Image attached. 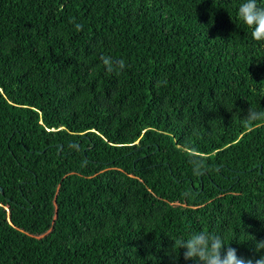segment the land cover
<instances>
[{
    "label": "trees",
    "instance_id": "1",
    "mask_svg": "<svg viewBox=\"0 0 264 264\" xmlns=\"http://www.w3.org/2000/svg\"><path fill=\"white\" fill-rule=\"evenodd\" d=\"M241 2L0 0V264H195L174 241L199 231L256 257L264 124L240 119L264 41Z\"/></svg>",
    "mask_w": 264,
    "mask_h": 264
},
{
    "label": "clouds",
    "instance_id": "2",
    "mask_svg": "<svg viewBox=\"0 0 264 264\" xmlns=\"http://www.w3.org/2000/svg\"><path fill=\"white\" fill-rule=\"evenodd\" d=\"M239 19L252 29L251 35L256 41H264V5L259 0H242L238 7ZM77 31H81L83 26L76 24ZM108 73L119 74L124 71L126 62L111 55L100 57ZM166 84L167 80L159 81L158 84ZM243 127L251 131L254 127L264 124V108L256 109L250 107L244 119H240ZM73 149H78L75 143L70 144ZM193 157V172L195 175H202L205 165L202 161L195 159L200 154L194 149L189 150ZM190 196L191 193H186ZM250 243L254 246L256 257H244L237 253L232 247H226L224 237L215 232H193L189 237L180 238L174 241V247L183 249L185 261H194L195 264H264V239H257L254 235H249Z\"/></svg>",
    "mask_w": 264,
    "mask_h": 264
},
{
    "label": "water",
    "instance_id": "3",
    "mask_svg": "<svg viewBox=\"0 0 264 264\" xmlns=\"http://www.w3.org/2000/svg\"><path fill=\"white\" fill-rule=\"evenodd\" d=\"M0 193L2 194V189L0 188Z\"/></svg>",
    "mask_w": 264,
    "mask_h": 264
}]
</instances>
